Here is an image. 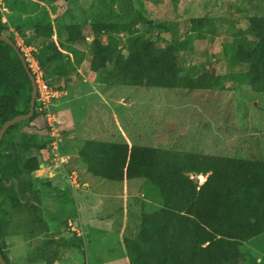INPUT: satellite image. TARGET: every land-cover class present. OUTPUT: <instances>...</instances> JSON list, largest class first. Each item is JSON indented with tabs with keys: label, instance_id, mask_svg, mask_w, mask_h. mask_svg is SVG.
Returning a JSON list of instances; mask_svg holds the SVG:
<instances>
[{
	"label": "trees",
	"instance_id": "obj_1",
	"mask_svg": "<svg viewBox=\"0 0 264 264\" xmlns=\"http://www.w3.org/2000/svg\"><path fill=\"white\" fill-rule=\"evenodd\" d=\"M170 2L176 8V0ZM227 8L232 11L228 18L204 14L190 19L188 39L204 40L205 27L210 32L217 22H229L233 44L225 42L219 59L227 58L230 51L231 65L245 67L230 76L218 75L203 65L198 75L190 74L178 57L179 27L183 25L176 20L169 25L165 20L150 19L134 0H93L80 6L78 13L68 11L69 21L55 26L24 16L14 33L0 12V35L8 36L25 60L21 47L33 49L31 57L43 81L58 92L79 76L80 64L86 61L89 71L97 76L95 80L108 85L201 94L226 90L229 78L251 94H264V0H235L227 3ZM246 31L249 35L242 36ZM15 34L22 39V46L17 45ZM27 66L32 73L29 62ZM31 92L15 50L0 41V128L28 113ZM43 113L35 100L32 117L8 128L0 142V253L6 264L13 263L2 240L10 236L31 239L27 242L29 248L35 243V258L48 264L55 261L54 256L59 258L57 247L65 248L62 251L75 247L70 244L67 249L65 240L56 238L59 228H50L54 225L50 219L61 217L47 218L40 209L41 198L58 191L50 188L51 180L38 182L35 176L45 161L42 152L50 148L48 141L42 143L38 134L22 132V128ZM47 138L51 139L49 134ZM249 146L248 155L238 158L129 145L124 139H88L77 149V159L94 177L117 183L143 180L157 191H153L160 206L156 211L163 208L160 212L173 214L158 264H239L245 257L241 247L264 238V142L256 139ZM191 174L206 180L198 185ZM141 204L145 212L147 203Z\"/></svg>",
	"mask_w": 264,
	"mask_h": 264
},
{
	"label": "rangeland",
	"instance_id": "obj_2",
	"mask_svg": "<svg viewBox=\"0 0 264 264\" xmlns=\"http://www.w3.org/2000/svg\"><path fill=\"white\" fill-rule=\"evenodd\" d=\"M3 1L7 5V12L2 14L3 20L8 23L10 32L14 33L15 27L23 23L24 16L37 17L41 23L55 26L69 21L68 11L78 13L80 6H86L93 0ZM134 1L152 20H165L169 25L176 20L183 25L179 27L178 57L184 69L193 76L199 74L198 68L202 70V65L207 69L211 67L218 75L226 76L238 74L240 67L245 69L243 66L237 65V68L231 65L232 62L228 61V55L232 58L230 51L227 52V58L219 59L225 42L233 44L227 24L229 22H217L210 32L205 27L202 31L205 33L204 40L188 39V33L192 32L190 19L204 14L228 18L227 14L232 11L227 8V3L235 0H176V8L170 0ZM0 8L3 6L0 5ZM84 30L88 36L86 27ZM248 35L247 31L242 33V36ZM53 39L57 40L55 37ZM15 40L17 45H23L22 39L16 34ZM21 48L32 69L40 71L37 63L31 62L30 52L33 49ZM79 70V76L73 77V81L59 92L58 98L49 106L48 112L54 115L55 121L54 140L47 138L51 133L44 113L22 128V132L38 134L42 143L48 141L50 151L45 148L42 152V161L45 160L43 166L52 161L50 159L54 154L60 157L48 164L55 170H41V173L35 174L38 182L51 180L50 188H56L61 194L60 200L54 191L51 196L41 198L40 209L43 214L49 215L47 218L52 215L61 217L60 220L50 219L54 224L50 228H59L60 234L56 238H63L67 249L70 244L75 246L72 251H62L65 248L57 247L60 255L59 258L54 256L55 264H126L128 250L115 233L111 219L119 224L129 216L132 221L129 220L127 229H123V223L119 226L124 234L136 240L141 221L143 235L147 236L143 242L145 253L140 254L138 249L137 256L132 253L135 255L134 264H158L170 222L166 226L158 223L166 213L160 212L162 209L156 211L159 213L147 212L157 202L153 193L157 194V191L143 180L117 183L90 175L79 163L77 149L88 139L107 142H121L124 139L129 145L227 157L247 156L251 141L257 139L260 143L264 142V94H251L245 86H237L229 78L225 81L226 90L201 94L175 89H136L95 80L97 76L89 71L86 61L80 64ZM48 157L49 160L46 159ZM61 168L74 172L77 179L65 178L60 174ZM190 177L198 185L206 180L204 176L191 174ZM28 197L31 199V196L26 195ZM141 199L147 203L146 206L144 204L145 212ZM43 238L44 235L39 240ZM28 240L31 239L19 235L2 240L11 262L45 264L35 258L37 255L32 249L35 243L29 248ZM241 251L245 257L239 264H264V238L249 241L241 247ZM49 255L52 258V254ZM30 257L36 262H30Z\"/></svg>",
	"mask_w": 264,
	"mask_h": 264
},
{
	"label": "built area",
	"instance_id": "obj_3",
	"mask_svg": "<svg viewBox=\"0 0 264 264\" xmlns=\"http://www.w3.org/2000/svg\"><path fill=\"white\" fill-rule=\"evenodd\" d=\"M3 0H0V5L3 6V8H0L1 12H6V7L5 5L2 4ZM31 56V55H30ZM27 60H28V57H27ZM32 61V64H36V62L31 59ZM29 67L32 71V74H33V77H34V80H35V85H36V101L38 102L39 104V110L41 112H44V115H45V118H46V123H47V126L49 127V130H50V133L51 135H49L51 138H53L54 140V137L56 136L55 135V128H53V123L55 122L54 121V115L53 114H50V112H48V110L50 109V104L56 100L59 96V92L56 91V90H52L50 89L46 84L45 82L43 81L42 79V74L41 72L38 70V69H35L33 68L32 69V66H30V63H29ZM58 146V144H57ZM56 158V159H55ZM60 157H58L57 154H54L52 156V161L55 159V160H58ZM51 161V162H52ZM43 166V165H41ZM41 170H44V172H48V170H53L52 169V166L49 165L48 166H43V168L40 169L37 171V175L38 173L41 171ZM61 171L63 173V175L67 178H71L73 177L75 180L77 179V176L74 175V172L72 171H68V170H65L64 168H61ZM41 173V172H40ZM41 176V175H39Z\"/></svg>",
	"mask_w": 264,
	"mask_h": 264
},
{
	"label": "crops",
	"instance_id": "obj_4",
	"mask_svg": "<svg viewBox=\"0 0 264 264\" xmlns=\"http://www.w3.org/2000/svg\"><path fill=\"white\" fill-rule=\"evenodd\" d=\"M197 177V176H196ZM200 177V176H199ZM202 177V176H201ZM204 178V177H203ZM156 197V203H155V205L154 206H151L150 207V209L149 210H151L152 208H153V210H157L158 208H160V206H159V204H158V197L157 196H155ZM141 201H145V200H143V199H141ZM161 209H163V208H161ZM148 210V211H149ZM155 211H153V212H155ZM152 212H150V214H151ZM156 213H159V212H156ZM129 220L130 221H132L131 220V217L129 216V217H127V219H125L124 220V222H119V224H117L116 223V221L113 219H111V221L113 222V227H114V231H115V233H117V235H118V238L120 239V242H123L124 244H126V249L128 250L127 251V258L125 259V262H126V264H134L135 263V255L137 256L138 255V253H137V249L138 250H140V254H142L143 255V253H145V251H143V249H144V244H143V242L144 241H146V238H147V236L146 235H143V232H144V228L142 227V222L141 221H139V223H140V229L139 230H137L139 233H136V240H135V238L133 239V237H130V236H128V235H126V234H124L125 232H123L122 231V228H120L119 226H121V223H123L124 225H125V227L123 228V229H127L126 228V226H128L129 225ZM140 220V219H139ZM171 220V216H170V214H168L167 212L165 213V215L163 216V220L161 221L160 220V225H163V226H166V223L167 222H171L170 221ZM70 222H68V224H69ZM165 224V225H164ZM137 225V227H138V223L136 224ZM139 228V227H138ZM133 233H131V235H132ZM76 236H79V234H77ZM133 236V235H132ZM72 250H74V249H72ZM72 250H70V251H72ZM150 251V250H149ZM134 252V254H132ZM158 253V252H157ZM160 254V253H159ZM30 256H32V255H30ZM123 256H126V254H124ZM29 260H31L30 262H36L35 260H34V258L33 257H30L29 258ZM39 261H41V262H43V263H45V264H48L46 261H44V260H41V259H39ZM15 261H13V263H14ZM55 262H56V260L52 263V264H55ZM38 264V263H37Z\"/></svg>",
	"mask_w": 264,
	"mask_h": 264
},
{
	"label": "water",
	"instance_id": "obj_5",
	"mask_svg": "<svg viewBox=\"0 0 264 264\" xmlns=\"http://www.w3.org/2000/svg\"><path fill=\"white\" fill-rule=\"evenodd\" d=\"M0 41L8 44L9 46H11L18 58L20 59L24 69H25V72L30 80V83H31V87H32V92H31V100H30V107H29V111L27 114H24V115H18L8 121H6L0 128V142L2 140V137L4 135V133L6 132V130L8 128H10L11 126L19 123V122H22V121H25V120H28L32 117L33 115V111H34V105H35V100H36V85H35V80H34V77H33V74L29 71V68L27 66V60L24 59L23 55L21 54V52L17 49L16 45L13 43L12 40H10V38L6 35H0ZM41 167V165H40ZM15 189L17 190V187L15 186ZM9 261L11 262V256H9ZM0 264H6V262L4 261L1 253H0Z\"/></svg>",
	"mask_w": 264,
	"mask_h": 264
},
{
	"label": "flooded vegetation",
	"instance_id": "obj_6",
	"mask_svg": "<svg viewBox=\"0 0 264 264\" xmlns=\"http://www.w3.org/2000/svg\"><path fill=\"white\" fill-rule=\"evenodd\" d=\"M66 232H67V231H66ZM67 235H68V232H67ZM69 235H70V236H72V235H73V236H75V237H76V235H77V234H69ZM74 249H75V248H74Z\"/></svg>",
	"mask_w": 264,
	"mask_h": 264
}]
</instances>
